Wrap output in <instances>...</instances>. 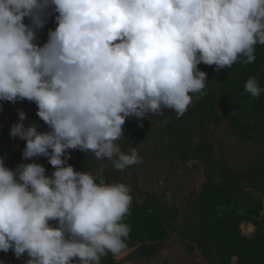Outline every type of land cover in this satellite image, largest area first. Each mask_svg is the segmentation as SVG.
Returning <instances> with one entry per match:
<instances>
[{
    "label": "clouds",
    "instance_id": "clouds-1",
    "mask_svg": "<svg viewBox=\"0 0 264 264\" xmlns=\"http://www.w3.org/2000/svg\"><path fill=\"white\" fill-rule=\"evenodd\" d=\"M50 8L57 26L40 46ZM257 44L264 0H0V101L34 102L50 129L25 127L19 110L10 135L26 141L25 160L44 156L54 167L49 176L42 164L12 169L0 158V251L26 254L25 264H100L119 254L131 188L107 182L102 168L75 170L68 150L120 171L141 163L136 148L117 143L126 118L183 116L206 95L199 64H251ZM245 91L258 98L264 88L250 77Z\"/></svg>",
    "mask_w": 264,
    "mask_h": 264
},
{
    "label": "trees",
    "instance_id": "trees-1",
    "mask_svg": "<svg viewBox=\"0 0 264 264\" xmlns=\"http://www.w3.org/2000/svg\"><path fill=\"white\" fill-rule=\"evenodd\" d=\"M48 13L47 22L37 30L36 38L42 44L47 42L48 27L58 15L51 8ZM255 57L251 64L238 61L219 71L215 65L199 64L207 74L206 95L199 99L194 96L193 105L179 118L169 109H164L163 116L149 113L161 127V148L181 164L200 162L204 181L195 201L183 209V214L182 209L163 201L162 193L141 191L138 199L132 198L130 214L125 217L131 231L123 249L132 250L125 259L146 262L155 258L174 233L185 241L188 251L197 248L209 264H264V154L249 166H232L217 154L220 143L216 142L215 147L210 139L211 126L224 120L230 134L238 140L258 138L264 144V93L252 98L245 91L250 77H255L264 88V45L255 46ZM17 102L0 101V122ZM219 110L228 113L222 116ZM133 131L139 133V122L126 119L125 145L132 139ZM68 152L67 163L75 170L96 173L102 168L107 182H118L117 171L99 164L93 153L78 149ZM157 156L162 157L163 153L157 152ZM0 158L12 169L21 164L18 151L8 143H0ZM50 223L55 225V221ZM242 223L254 227L250 236L241 233ZM0 257L13 264H25L28 259L26 254L17 258L11 250L0 251ZM116 263L111 253L100 262Z\"/></svg>",
    "mask_w": 264,
    "mask_h": 264
},
{
    "label": "rangeland",
    "instance_id": "rangeland-1",
    "mask_svg": "<svg viewBox=\"0 0 264 264\" xmlns=\"http://www.w3.org/2000/svg\"><path fill=\"white\" fill-rule=\"evenodd\" d=\"M25 20H28V18H25ZM56 26V22L51 24L48 27V33L49 30H54ZM35 42L40 46L43 45L40 39L36 38ZM192 105L193 102L189 108ZM0 106L2 105L0 104ZM19 110H23L25 113L26 118L22 121L25 127L35 124L40 132L50 130L43 120L38 117L37 105L26 99L20 100L14 105V108L8 111L10 112L9 114L3 115L4 121L0 122V143H8L17 150L20 163L36 162L42 164L46 169V175L50 176L54 171V167L49 163L48 158L37 156L31 160H25L22 153L26 147V141L20 137L13 138L10 135L12 125L21 122L18 115ZM219 111L222 116L228 113L224 112V110ZM126 119L139 122V133L133 131L132 139L130 138L126 145L124 144V137L119 139L117 143L125 153H129L132 148H136L142 158V162L120 171L113 167L110 160L105 158L96 159L95 156L94 158L102 166L117 171L118 182H122L131 188V195L134 199L140 197L141 191H149L162 193L163 201L167 204H174L182 210L191 206L204 181L202 164L198 161L181 164L173 156L167 154L160 146L161 127L154 121L151 114L142 118L132 116ZM141 124L142 127L140 126ZM210 139L215 143V147H218L216 142L220 143V146L216 148L217 154L223 156L232 166H249V164L258 162L259 155L264 154V144L260 139L257 138L255 140L256 143L253 140H238L230 134L227 123L224 120L216 126H211ZM157 152L163 153V156L158 157ZM182 210L181 214L184 212ZM179 220L181 222L180 218ZM240 230L242 234L250 236L254 227L250 224L242 223ZM131 250L129 248L115 255L116 264H209L201 256L197 248L188 251L185 241L174 233L170 234L159 255L149 261L142 262L125 259ZM19 261H22V259H19ZM0 264L13 263L9 259L0 257Z\"/></svg>",
    "mask_w": 264,
    "mask_h": 264
}]
</instances>
